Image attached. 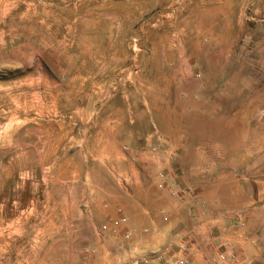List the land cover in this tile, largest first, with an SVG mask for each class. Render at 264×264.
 Instances as JSON below:
<instances>
[{"label":"rangeland","instance_id":"374dc122","mask_svg":"<svg viewBox=\"0 0 264 264\" xmlns=\"http://www.w3.org/2000/svg\"><path fill=\"white\" fill-rule=\"evenodd\" d=\"M114 114L150 120L173 163L212 165L264 264V0H0V215L23 212L28 244L65 208L52 180L121 161L99 144Z\"/></svg>","mask_w":264,"mask_h":264},{"label":"crops","instance_id":"0c3cea01","mask_svg":"<svg viewBox=\"0 0 264 264\" xmlns=\"http://www.w3.org/2000/svg\"><path fill=\"white\" fill-rule=\"evenodd\" d=\"M139 118L104 117L99 144L108 154H119L121 161L106 157L96 165L101 172L98 179L67 176L51 181L65 208L52 213L55 223L48 241L38 238L34 241L39 242L28 244L23 212L1 213L0 264L131 263L167 249L176 257H190L195 264H207L219 250H234L249 258L252 248L234 229L239 227L237 221L226 214V196L213 193L212 165L175 164L168 151H150L152 123L149 120L143 128ZM183 148L185 153L204 150ZM171 189L180 194L173 195ZM118 207L124 209L127 223L101 239L99 227L107 216L118 215ZM90 226L95 228V238L89 241ZM128 230L133 233L129 241L124 238ZM45 249L48 256H41Z\"/></svg>","mask_w":264,"mask_h":264},{"label":"built area","instance_id":"2783aa9c","mask_svg":"<svg viewBox=\"0 0 264 264\" xmlns=\"http://www.w3.org/2000/svg\"><path fill=\"white\" fill-rule=\"evenodd\" d=\"M156 150V147L152 148V151ZM160 187H164V183H161ZM171 193L173 195L180 194L178 189H171ZM117 214L118 215L116 217L107 216V221L99 227V235L101 239L106 238L110 231H113L114 228L127 223L128 219L124 214V209L122 207H118ZM236 224L238 226H243L244 222L238 219ZM132 237L133 233L131 231L128 230L127 232H125L124 238L126 240L129 241L130 239H132ZM169 251L170 250L168 249L164 251H157L149 256L134 258L131 263L128 261H120L116 264H195L190 257H176ZM181 251L184 252L185 248L181 247ZM207 264H253V262L237 251L230 250V252H226L223 250H219L215 255L209 257Z\"/></svg>","mask_w":264,"mask_h":264}]
</instances>
